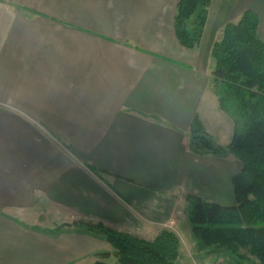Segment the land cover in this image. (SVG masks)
<instances>
[{"label":"crops","instance_id":"0c3cea01","mask_svg":"<svg viewBox=\"0 0 264 264\" xmlns=\"http://www.w3.org/2000/svg\"><path fill=\"white\" fill-rule=\"evenodd\" d=\"M178 2L0 0V264H94L100 252L114 264L83 223L146 240L172 230L176 264L223 259L192 250L185 199L234 205L241 163L193 154L190 124L231 142L211 48L246 10L264 42V0H212L193 49L175 36Z\"/></svg>","mask_w":264,"mask_h":264},{"label":"trees","instance_id":"16d2710c","mask_svg":"<svg viewBox=\"0 0 264 264\" xmlns=\"http://www.w3.org/2000/svg\"><path fill=\"white\" fill-rule=\"evenodd\" d=\"M211 1L179 0L174 32L182 46L199 45ZM258 23V15L246 10L236 23L225 25L222 38L211 48L219 106L235 122L231 142L226 149L218 148L196 115L190 124L188 147L193 154L227 150L240 161L241 169L231 178L235 204L223 206L190 195L187 217L197 250L215 249L237 263L247 259L241 253L245 250L256 264H264V42L257 33ZM83 224L104 234L114 249V264H176L180 256L179 237L170 230L146 240L101 223ZM109 256V252L98 253L94 264H110L103 261Z\"/></svg>","mask_w":264,"mask_h":264},{"label":"rangeland","instance_id":"374dc122","mask_svg":"<svg viewBox=\"0 0 264 264\" xmlns=\"http://www.w3.org/2000/svg\"><path fill=\"white\" fill-rule=\"evenodd\" d=\"M213 82H211V84H212ZM213 85V84H212ZM214 86V85H213ZM225 112V111H224ZM234 127H235V122H234ZM228 152L229 151H225L224 150V152H223V154H225V156H228ZM235 159L236 160H238V158H236L235 157ZM239 161V160H238ZM187 198L185 199V206H186V208H185V216H187V213H188V210H189V208H190V203H189V205H187ZM187 206H189V207H187ZM183 217V216H182ZM187 224H188V226H190V224H189V221H188V219H187ZM169 226H174L173 224L172 225H170V223L168 224ZM172 231V230H171ZM173 232V231H172ZM191 232V231H190ZM182 234V237H184V234H185V232H184V229H183V233H181ZM181 237V238H182ZM187 238V237H186ZM183 240H184V238H183ZM182 240V241H183ZM182 244H184V242L182 243ZM195 246V245H194ZM182 252L183 253H185L186 255L188 254V247L187 246H182ZM192 250L193 251H199V250H197V248H196V246L195 247H193L192 248ZM204 251H208V250H204ZM218 251V250H217ZM219 252H221V251H219ZM242 253V252H241ZM243 254H245L246 255V260H244V261H241V262H239V263H237V262H232V260L227 256V254H225V253H223V259H216V260H214L213 261V263L212 264H256V260L254 259V257H249V256H251V255H249V253L248 252H246V251H243ZM248 255V256H247ZM227 256V257H226ZM195 261H197L196 259H195Z\"/></svg>","mask_w":264,"mask_h":264},{"label":"built area","instance_id":"2783aa9c","mask_svg":"<svg viewBox=\"0 0 264 264\" xmlns=\"http://www.w3.org/2000/svg\"><path fill=\"white\" fill-rule=\"evenodd\" d=\"M169 223H170V225H172V224H173V222H172V221H170Z\"/></svg>","mask_w":264,"mask_h":264}]
</instances>
